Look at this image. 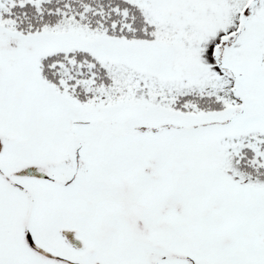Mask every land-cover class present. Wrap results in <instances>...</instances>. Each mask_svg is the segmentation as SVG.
<instances>
[{
  "label": "snow or ice",
  "instance_id": "snow-or-ice-1",
  "mask_svg": "<svg viewBox=\"0 0 264 264\" xmlns=\"http://www.w3.org/2000/svg\"><path fill=\"white\" fill-rule=\"evenodd\" d=\"M0 264H264V0H0Z\"/></svg>",
  "mask_w": 264,
  "mask_h": 264
}]
</instances>
